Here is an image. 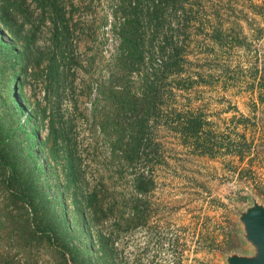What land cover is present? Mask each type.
I'll use <instances>...</instances> for the list:
<instances>
[{
	"label": "rangeland",
	"instance_id": "obj_1",
	"mask_svg": "<svg viewBox=\"0 0 264 264\" xmlns=\"http://www.w3.org/2000/svg\"><path fill=\"white\" fill-rule=\"evenodd\" d=\"M162 4L156 12V0L60 3L73 90L48 107L40 68L29 66L19 95L24 131L9 105L22 65L2 72L0 264H66L72 257L78 264H228L230 256L255 254L240 217L254 202L264 206V0ZM26 8L24 17H12L20 44L29 55L48 56L56 17L42 23L34 0ZM124 28L137 33L129 62L120 57ZM171 36L179 52L172 70L158 82L155 106L139 105L153 101L144 82L166 58L158 49ZM36 104L63 126L57 150L55 138L49 142L52 152L41 146L51 124L37 128L30 119ZM188 117L204 125L197 136L203 148L194 124L184 133ZM68 146L88 184L81 196L98 192L96 222L66 190L63 159L49 162L47 154L63 156ZM199 150L213 160L198 158Z\"/></svg>",
	"mask_w": 264,
	"mask_h": 264
},
{
	"label": "trees",
	"instance_id": "obj_2",
	"mask_svg": "<svg viewBox=\"0 0 264 264\" xmlns=\"http://www.w3.org/2000/svg\"><path fill=\"white\" fill-rule=\"evenodd\" d=\"M37 3V6L40 10L41 15V21L42 23H45L48 17V14H50L52 17L55 16L56 18H51L53 20L54 28H53V45L51 46L49 50V55L45 56L44 52L41 53H34L32 54L30 51L29 55V46L26 44H20L21 36H19V32L16 30L15 23L12 20L13 18H16L20 15L21 17H24V14L28 12L26 8V3L28 0H4L3 4L1 5V18H0V77H3L4 74L2 72H6L7 68H10L11 70L19 67V65H22V72L18 74L21 78L17 79L16 88L15 90L10 91V108L13 109V111L18 116V124L19 129L24 131V126L21 124V115L24 114L23 107L20 104L19 95L21 94V85L23 82V77L26 74V69L29 66H33L34 62L36 64L35 67L39 69L38 74L36 75V78L41 79L42 82L45 83V101L46 104L49 106H54L57 108V104L62 98L63 93L65 92L66 88H70L71 91L73 90V81L75 80V75L73 73V62L67 57V52L69 50V44L66 41H61V39H67L66 36L69 34V28H65L60 23L61 16H63V8L60 6V3H63L65 0H34ZM156 3L158 6L154 8V10L157 12L158 8L163 5L162 0H156ZM65 4V3H64ZM50 16V17H51ZM11 17V18H10ZM49 19V18H48ZM130 30V29H129ZM134 30L131 29L130 33L126 34V30L124 28L123 30V43L122 49L120 52V57L125 62H129L131 60V56L134 54L131 52V48L129 45L133 44L131 41L133 37L137 36V33ZM175 32H178L175 31ZM172 36L168 38L166 43H164V46L160 47L158 49V53L161 56L165 55V59H163L161 65L159 68H154L153 70V80L150 82L145 80L144 84V94L146 97L151 99L153 98V101L148 100H142L139 102V105L144 104H152V106H155V100L158 98L159 94V86L158 82H160L162 75L166 74V72L171 71L173 64H174V58L178 56L179 52L177 47L172 43ZM153 41V40H152ZM144 56V54H142ZM46 61V67L44 70H41L42 64ZM34 64V65H35ZM34 67V66H33ZM5 70H2L4 69ZM23 76V77H22ZM2 85V84H0ZM69 86V87H68ZM4 88H6L7 91H9V86L4 84ZM12 93V94H11ZM53 103V104H52ZM133 105V106H132ZM137 107V103L135 101L130 102V109H135ZM49 108L47 106L45 108H42L41 104H36L32 107L30 110V113H32L30 119L32 120V124L38 127L42 126L44 127L45 124L50 123V133L47 135V139L44 142H41V146L43 149V146L46 148V150H49V142L51 141L52 137L55 138L54 148L57 150V147H59V140L61 138L62 132H63V126L56 122V118L54 116H49ZM58 121V119H57ZM30 124V125H32ZM32 125V126H33ZM39 125V126H38ZM28 139L29 141L34 144V142L37 139V136L32 131L31 133L28 132ZM62 142V140H60ZM29 142V155L32 157L36 156V151L33 150V146H30ZM140 142L137 141L135 143V150L133 156H129L128 159L129 164L134 163L135 159L137 158V155L139 154L140 149ZM40 149V148H39ZM50 152L53 151V149L50 148ZM60 153V152H58ZM63 156H60L61 154L57 155V152L54 154H47L49 157V162H56L59 158L63 159V165L61 169L62 176L64 178L65 184H66V190L71 193V198L73 199L76 207L87 208L90 210V215L93 221L98 220V203H99V196L98 192L94 191L90 194H87V196L82 195L81 191L85 187H88V184L85 181V177L81 171L80 162L75 154V152L68 146L67 149L62 151ZM52 155V156H51ZM127 157V156H126ZM141 179H137V188H140L139 185L142 183L140 181ZM79 197H81L82 206L79 204L78 200ZM72 262L73 264H78L75 257L70 258V260H66V264H69Z\"/></svg>",
	"mask_w": 264,
	"mask_h": 264
},
{
	"label": "water",
	"instance_id": "obj_3",
	"mask_svg": "<svg viewBox=\"0 0 264 264\" xmlns=\"http://www.w3.org/2000/svg\"><path fill=\"white\" fill-rule=\"evenodd\" d=\"M246 240L255 248L251 257L233 255L227 259L228 264H264V206L254 205L241 214Z\"/></svg>",
	"mask_w": 264,
	"mask_h": 264
},
{
	"label": "crops",
	"instance_id": "obj_4",
	"mask_svg": "<svg viewBox=\"0 0 264 264\" xmlns=\"http://www.w3.org/2000/svg\"><path fill=\"white\" fill-rule=\"evenodd\" d=\"M239 110H240V108H239ZM192 118L191 117H188L187 118V120H186V128L184 129L183 128V130H184V133H186V132H188V133H186L187 135H189L190 134V130H191V128H194V127H192L193 126V124L195 125V130H194V132H195V140H196V144L198 145L197 147H201V148H203V146H204V142L203 141H201L197 136H198V134L199 135H202L203 133H202V129H203V123L202 122H200L199 121V118H197V119H195V120H191ZM184 125H185V123H184ZM173 130L175 129V128H172ZM179 132V131H178ZM183 133V132H182ZM183 133V134H184ZM186 134H184V135H186ZM200 151V150H199ZM199 153V152H198ZM198 158H202V159H204V160H207V159H210V160H213V157L212 156H210V155H207V154H204L202 151H200V153L199 154H197L196 155ZM232 157H236V159H237V157L238 156H236V154H234ZM235 163H240V161H238V160H236V162ZM226 240H227V237L226 238H224V241L226 242Z\"/></svg>",
	"mask_w": 264,
	"mask_h": 264
}]
</instances>
